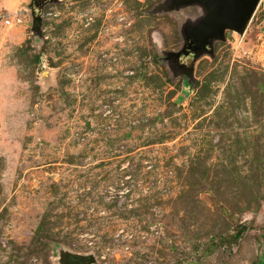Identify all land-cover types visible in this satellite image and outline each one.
Instances as JSON below:
<instances>
[{"label": "rangeland", "instance_id": "374dc122", "mask_svg": "<svg viewBox=\"0 0 264 264\" xmlns=\"http://www.w3.org/2000/svg\"><path fill=\"white\" fill-rule=\"evenodd\" d=\"M167 2L0 0V264H264V0L190 77Z\"/></svg>", "mask_w": 264, "mask_h": 264}, {"label": "water", "instance_id": "95a60500", "mask_svg": "<svg viewBox=\"0 0 264 264\" xmlns=\"http://www.w3.org/2000/svg\"><path fill=\"white\" fill-rule=\"evenodd\" d=\"M48 1L50 0H32V13L36 19L43 4ZM259 1L168 0L164 5L168 10L190 4H199L205 10V14L196 22L183 26L184 45L179 52L170 55L175 68L190 77L196 59L204 52H211L213 40H223L226 30L243 33ZM69 264H92V259L88 256H77Z\"/></svg>", "mask_w": 264, "mask_h": 264}, {"label": "trees", "instance_id": "16d2710c", "mask_svg": "<svg viewBox=\"0 0 264 264\" xmlns=\"http://www.w3.org/2000/svg\"><path fill=\"white\" fill-rule=\"evenodd\" d=\"M185 78H188L187 76H185Z\"/></svg>", "mask_w": 264, "mask_h": 264}]
</instances>
